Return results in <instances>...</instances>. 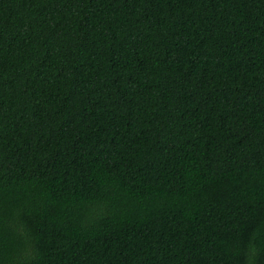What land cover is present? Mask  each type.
<instances>
[{
    "label": "trees",
    "instance_id": "16d2710c",
    "mask_svg": "<svg viewBox=\"0 0 264 264\" xmlns=\"http://www.w3.org/2000/svg\"><path fill=\"white\" fill-rule=\"evenodd\" d=\"M0 264H264V0H0Z\"/></svg>",
    "mask_w": 264,
    "mask_h": 264
}]
</instances>
